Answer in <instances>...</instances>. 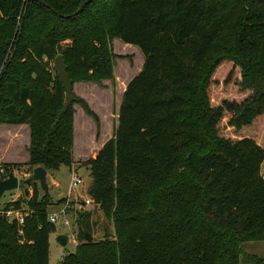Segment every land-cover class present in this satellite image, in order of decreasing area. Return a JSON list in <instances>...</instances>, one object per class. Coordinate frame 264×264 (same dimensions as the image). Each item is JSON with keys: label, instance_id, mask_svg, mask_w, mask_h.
Instances as JSON below:
<instances>
[{"label": "trees", "instance_id": "16d2710c", "mask_svg": "<svg viewBox=\"0 0 264 264\" xmlns=\"http://www.w3.org/2000/svg\"><path fill=\"white\" fill-rule=\"evenodd\" d=\"M84 1L0 0V122L30 125L33 168L73 165L74 102L99 123L81 97L66 107L44 57L63 54L73 83H100L122 57L113 39L144 56L113 138L85 162L116 234L62 264H240L241 244L264 238V0H92L77 13ZM28 205L29 242L0 217V264H50L56 226L37 188ZM3 207L25 212L20 200ZM91 219L78 225L91 231Z\"/></svg>", "mask_w": 264, "mask_h": 264}, {"label": "rangeland", "instance_id": "374dc122", "mask_svg": "<svg viewBox=\"0 0 264 264\" xmlns=\"http://www.w3.org/2000/svg\"><path fill=\"white\" fill-rule=\"evenodd\" d=\"M68 42H63L62 46H67ZM113 44V43H112ZM123 41L116 39L113 50L116 54L122 55L114 60V79H102L98 82H88V84H82L85 82H75L73 91L75 98L82 97L85 94L90 101L93 109L99 115V123L95 119L86 114L85 110L80 104H76L77 114L75 122V145H74V160L75 165L66 166L62 165L57 170H48L47 182L49 191L45 192L41 189L38 181H32L25 183L24 181L33 175L35 168L29 164V148L31 143V129L27 123L23 124H9L0 122V178L6 179L11 173H14L19 177L20 186L17 190L6 192L0 199V208H2L7 202L20 200L22 201L25 214L31 216L33 214L32 208L29 207L28 201L33 196L35 189H38L39 199L47 202L48 215L59 213L62 209L65 211V215L68 216L71 225H64L62 218H59L55 223L56 230L50 234V264H62L65 259L74 253L81 252L80 245L84 241L81 237L83 231L87 229L81 228L78 225V218L81 212H92L91 219V231L93 235V241L101 240L106 237H114L116 234L114 212L111 208L114 204H108L106 206L91 204L85 205V198H93L90 194V188L92 183L91 171L86 167L85 162L88 161L92 150H98V143L91 139V129H94V134L100 136L103 129L105 135L100 138L103 140L111 131V123L113 122L112 112L116 113L118 102L128 83L137 75L143 68L144 56L138 47L127 44L124 46ZM221 45V44H220ZM218 44L215 49L214 56L221 55L218 50ZM59 54L54 56H45V67L50 71L52 79L56 78V69L54 66V60ZM223 64V71L229 70L231 67L235 68L237 72H240V68L234 65L231 61ZM210 61L207 62V65ZM235 89L232 88L231 92ZM65 95V92H64ZM213 95L215 93L213 92ZM75 106V102L72 107ZM84 114L89 117V119ZM101 119V120H100ZM102 122V123H101ZM260 125L255 124L251 129L250 134L257 136V132L260 130ZM99 139V138H98ZM96 141V140H95ZM264 144V143H263ZM96 157V156H95ZM94 158V157H93ZM184 159V156L181 157ZM183 162L178 163L177 171L170 181L176 179V173L182 168ZM77 170L83 183L72 187L73 170ZM167 182L161 183L156 186L153 192H157L160 187L166 185ZM67 198V201L61 203L59 200ZM16 221V220H14ZM18 222V221H17ZM22 224L18 222L19 237L18 241L21 243L29 242L25 236H23ZM60 234H66L69 236V242L66 246H62L58 241ZM30 241L31 239L28 238ZM92 241V242H93ZM242 252L240 254V264H264V238L252 239L244 241L241 244ZM31 261L29 260L28 263ZM71 264L72 261H71Z\"/></svg>", "mask_w": 264, "mask_h": 264}, {"label": "water", "instance_id": "95a60500", "mask_svg": "<svg viewBox=\"0 0 264 264\" xmlns=\"http://www.w3.org/2000/svg\"><path fill=\"white\" fill-rule=\"evenodd\" d=\"M90 1H92V0H85L80 5L77 13L81 9H83V7L86 4H88ZM54 66H55V69L58 72L59 77L61 79V82L64 86L65 103H66V107H68L69 104H71L75 99V95H74V91H73L74 83L68 74L67 64H66V61H65L63 54H60L55 58ZM47 175H48L47 169H45L43 166H38L34 169L33 175L31 177H29L28 179H26L24 182L28 184L32 181H38L40 183L41 189L45 192H48L49 186H48V182H47ZM19 186H20L19 177L16 176L14 173H11L9 175V177L6 179L0 178V199L2 198V196L6 192L17 190L19 188ZM84 235H85L87 242L93 241V235L89 231L85 230ZM58 241L62 246H66L69 242V236L66 234H60L58 236Z\"/></svg>", "mask_w": 264, "mask_h": 264}, {"label": "built area", "instance_id": "2783aa9c", "mask_svg": "<svg viewBox=\"0 0 264 264\" xmlns=\"http://www.w3.org/2000/svg\"><path fill=\"white\" fill-rule=\"evenodd\" d=\"M83 183V179L79 175L77 170H73V179H72V187H76ZM85 205H91L94 204L93 198H85L84 199ZM64 209H62L59 213L51 214L49 215V219L52 223H56L59 218H62V222L64 225H71L70 220L67 215H65ZM27 214L22 210H16V209H9L6 210L4 207L0 208V217H3L7 219L9 222H12L14 220L18 221L20 224H24L25 218Z\"/></svg>", "mask_w": 264, "mask_h": 264}, {"label": "crops", "instance_id": "0c3cea01", "mask_svg": "<svg viewBox=\"0 0 264 264\" xmlns=\"http://www.w3.org/2000/svg\"><path fill=\"white\" fill-rule=\"evenodd\" d=\"M116 39L117 38H115V39H113V46L115 45V41H116ZM127 44L128 43H126V44H124V46H127ZM132 45V44H131ZM135 46V45H134ZM127 47H132V46H127ZM137 47V46H136ZM139 49V48H138ZM142 53V52H141ZM81 82H85V83H82V84H88V82H92V81H81ZM81 82H79V83H81ZM94 83V82H93ZM127 87V86H126ZM126 90V89H125ZM125 92V91H124ZM123 95H124V93H123ZM82 99H84L88 104H89V106L91 107V109L94 111V112H96L94 109H93V107H92V105H91V103H90V101L88 100V98L86 97V95L85 94H82V97H81ZM122 100H123V96L120 98V103L118 102V107H117V109H116V113H114V112H112V118H113V122L111 123V131L109 130V133H108V135H106V137L103 139V140H101L100 141V138L101 137H103L104 135H105V133L103 132V129H102V131H101V133H100V136H96L97 134H94V129L96 128V126L95 127H92V129H91V136L90 137H92V138H90V141H91V139H94V137H95V139H94V142H96V143H98V150H95V149H93L92 150V147H89L90 149H91V155H90V158H93V157H95L97 154H98V152L101 150V148L104 146V144L106 143V142H108L110 139H112L113 138V135H114V130H115V127H116V125H117V122H118V117H119V111H120V107H121V103H122ZM76 104H80V103H75V106H74V109H75V113H74V132H75V122H76V114H77V107H76ZM81 105V104H80ZM82 106V105H81ZM83 107V106H82ZM83 109H84V107H83ZM85 110V109H84ZM86 112V111H85ZM97 113V112H96ZM86 114L87 115H89L87 112H86ZM86 114H84L85 116H83L84 118H86L87 117V115ZM98 114V113H97ZM90 116V115H89ZM99 116V115H98ZM90 117H92V116H90ZM88 119H89V117H87ZM93 118V117H92ZM100 118V117H99ZM94 119V118H93ZM101 120V119H100ZM102 123V122H101ZM99 138V139H98ZM96 140V141H95ZM74 145H75V134H74ZM73 155H74V149H73ZM75 163H76V160H74V163H73V166L75 165ZM76 170V169H75Z\"/></svg>", "mask_w": 264, "mask_h": 264}]
</instances>
